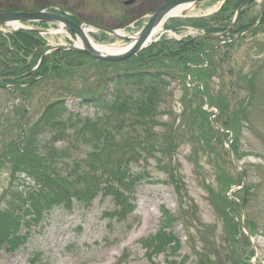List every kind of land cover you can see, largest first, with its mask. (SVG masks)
I'll use <instances>...</instances> for the list:
<instances>
[{"label":"rangeland","instance_id":"1","mask_svg":"<svg viewBox=\"0 0 264 264\" xmlns=\"http://www.w3.org/2000/svg\"><path fill=\"white\" fill-rule=\"evenodd\" d=\"M125 1L128 0H0V10H46L72 16L81 24L122 30L130 37L138 34L151 12L168 0H136L131 6H125ZM222 4L223 0H207L188 7L183 17L170 19L164 31L186 35L190 29L195 30V20L213 15ZM260 6L259 2L250 7L243 22L258 17ZM26 26L50 32L63 30L52 23ZM86 29L97 44L126 45V41L91 26ZM11 30L5 28L7 32ZM170 35L166 33L167 38ZM42 36L51 47L69 46L74 39L64 32ZM225 48L223 45L221 54ZM229 54L222 65L218 55L208 54L201 66L206 62L219 65L209 91L218 94L224 103L230 102L232 128H223L220 133L215 124L227 121L225 113L217 108L215 115L210 108L214 105L196 96L189 77L175 80L165 94L161 93L164 100L159 104L161 118L155 129L161 139L169 127L171 142L166 145V153L146 151L137 161H130L139 184L126 195L133 202L129 212L125 213V203L116 208L110 197L102 195L91 202H74L71 209L51 208L44 219L26 223L19 247H0V264H264V24L231 47ZM139 60H128L121 66L132 70ZM95 66L81 65V73L69 71V78L46 81L33 94L0 89V154L6 143L22 136L39 119L49 101L64 100L70 106V116L77 120L103 119L104 114L94 108L77 110L83 101L69 92V82L78 80V95L102 93L104 89L98 88L97 79L105 65ZM117 67L108 66V71ZM251 75L256 76L254 91L242 86ZM232 84L243 88L236 90L234 86L236 93L228 95ZM242 104L247 108L237 118ZM212 117L214 124L210 122ZM195 118L196 128L201 125L199 130L187 127ZM65 120L68 123L69 113ZM65 127L69 134V124ZM52 138V134L40 136L41 141L51 142ZM55 146L63 149L68 144L60 141ZM87 149L86 145L77 151L71 147L69 153L85 157ZM14 167L0 160V207L8 201L4 191L13 188L9 186L12 169L17 170ZM17 171L15 175H20ZM22 176L25 178L21 173ZM162 207L177 218L172 225L176 241L167 252L157 253L149 246L161 230Z\"/></svg>","mask_w":264,"mask_h":264},{"label":"trees","instance_id":"2","mask_svg":"<svg viewBox=\"0 0 264 264\" xmlns=\"http://www.w3.org/2000/svg\"><path fill=\"white\" fill-rule=\"evenodd\" d=\"M247 1L249 0H226L218 13L195 20L193 26L205 31L206 35L224 34L231 27L238 9ZM252 6L254 3L242 12L238 23L227 36L225 53L221 54L222 46L219 47L220 41L215 39H163L130 59H140L134 62L136 64L132 70L122 68L123 63H104L80 53L60 50L44 57L41 65L34 71L48 48L45 39L33 31H0V81H11L0 83V89H11L22 95L33 94L46 81L60 76L69 78V71L81 73V65H105L97 79L98 88L104 89L102 93L82 97L76 90L79 81L69 82L70 95L79 97L84 102L78 105L77 110L94 108L98 114H104L103 119L77 120L70 116L73 114L64 100H52L45 105L39 119L23 131L22 136L6 143L8 145L0 154V160L5 159L12 167L16 166L20 175H15L18 171L11 168L9 187L13 188L8 192L4 191L3 197L8 198V201L4 207H0V247H19L22 244L21 230L26 223L44 219L51 208L57 206L71 209L74 202H91L102 195L110 197L116 208H122L125 203V213H128L133 202H129L126 195L139 184L130 161H137L146 151L166 153V145L171 142L172 134L167 133L169 127L161 139L158 137L161 133H157L155 129L160 124L161 93L163 91L165 94V89L175 80L181 81L191 75L192 84L203 86L207 94H202L197 87L196 96L203 100L206 97L210 104L225 113L227 121L217 124L221 129L229 130L232 119L230 102L224 103L218 94L214 95L213 91H209L211 79L219 72V65L217 67L215 63H211L212 66L209 64L204 68L205 65L201 64H204L205 61H202L205 57L208 58V54L218 55L220 64L229 59L230 48L264 24L263 15L260 26L251 30L261 18L263 9L258 17L243 22ZM41 25L46 24H37ZM243 32L247 34L237 38ZM230 40L232 42H228ZM211 42H218V45L213 46ZM198 61L202 63L199 64ZM108 66L118 67L108 71ZM255 77L251 75L246 78L243 83L246 85L242 86L254 91ZM234 86L236 90L243 88L241 84H232V93L228 90V95L236 93L233 92ZM239 99L242 100L241 97ZM242 102L246 103L244 100ZM246 108L243 104L240 105L236 117L239 118ZM67 113L68 123L65 120ZM190 122V126L187 124L188 128L199 130L201 125L196 128V118ZM15 123L18 127L19 121ZM68 124L69 134L65 127ZM43 134H52L51 142L41 141L40 136ZM60 141H65L68 147L58 149L55 145ZM16 144L20 146L15 147ZM83 145L88 148L85 157L69 153L71 147L77 151ZM21 173L25 178L21 177ZM161 213V230L155 242L149 246L157 253L167 252L176 241L172 225L177 218L165 207L161 208Z\"/></svg>","mask_w":264,"mask_h":264},{"label":"water","instance_id":"3","mask_svg":"<svg viewBox=\"0 0 264 264\" xmlns=\"http://www.w3.org/2000/svg\"><path fill=\"white\" fill-rule=\"evenodd\" d=\"M203 1H206V0H169L166 3L162 4L160 7L155 9L150 14L148 18V22L141 29V31L135 35L136 36L135 39L129 36L120 37L123 40L130 41L129 48L126 49V51L119 53V54H115V55L113 54L103 55L97 52L89 44L88 38L83 30V26L75 24L74 22H72L71 20H69L67 17L63 15H60L54 12H49L46 10L37 11V12H17V13L3 12V13H0V27H12L14 31L35 30L31 28H26L23 24L25 23H53L75 34V36L77 38H80L84 44L83 47L77 46L76 44L73 46H60V47L55 48L54 50L56 49L70 50L73 52L85 54L86 56L92 59L98 60V61H103V62H108V63H121V62L127 61L133 56L138 55L140 52L146 49L151 43L155 42L156 40H153V37L156 34L155 31L157 27L159 25L165 24L170 18H172V13L177 8L182 7V6H187V7L197 6ZM255 1L257 0H251L247 2L238 10L235 21L231 28H233L236 25L241 15V12L245 9V7L249 5L251 2H255ZM133 3H134L133 0L127 1L125 2V5H131ZM262 4L264 6V1ZM260 22L258 23V25L260 24ZM95 28L99 30H103L109 34L115 35V30L104 29L98 26H95ZM36 32L40 34L49 33L48 31L45 32L42 30H36ZM228 33L221 35V36L220 35H210V36H203L201 38L222 39ZM7 82H11V81H7V80L0 81V83H7Z\"/></svg>","mask_w":264,"mask_h":264},{"label":"bare ground","instance_id":"4","mask_svg":"<svg viewBox=\"0 0 264 264\" xmlns=\"http://www.w3.org/2000/svg\"><path fill=\"white\" fill-rule=\"evenodd\" d=\"M188 7L187 6H182L177 8L173 13H172V17L175 16H180L182 14L185 13V11H187ZM163 29V25H159L156 29V33H158L159 31H161ZM85 34L88 38L89 44L91 45V47L93 49H95L97 52L103 54V55H110V54H119L122 53L124 51H126V49L129 48V45H120V44H116V45H100L97 44L96 42H94L91 37L88 34V30H85ZM115 35L121 37V36H126L124 34V32L122 30H118L115 31ZM136 36H133V38L135 39ZM79 46L83 47L82 43H78Z\"/></svg>","mask_w":264,"mask_h":264}]
</instances>
